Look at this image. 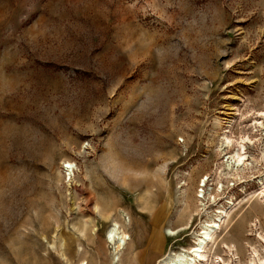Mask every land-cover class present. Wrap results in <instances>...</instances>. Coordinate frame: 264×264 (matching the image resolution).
I'll return each mask as SVG.
<instances>
[{
  "label": "rangeland",
  "instance_id": "1",
  "mask_svg": "<svg viewBox=\"0 0 264 264\" xmlns=\"http://www.w3.org/2000/svg\"><path fill=\"white\" fill-rule=\"evenodd\" d=\"M262 113L264 0H0V264H260Z\"/></svg>",
  "mask_w": 264,
  "mask_h": 264
},
{
  "label": "bare ground",
  "instance_id": "2",
  "mask_svg": "<svg viewBox=\"0 0 264 264\" xmlns=\"http://www.w3.org/2000/svg\"><path fill=\"white\" fill-rule=\"evenodd\" d=\"M260 116L263 117V122L260 123V126L264 131V113L260 114ZM248 140L249 139H247V141ZM229 144V138L225 137L222 145H225L227 147ZM244 150L245 147L241 144L239 146V149L236 150V152L232 156L237 167L244 166V162L246 160ZM67 167L72 168L74 167V165L71 163H67ZM201 186H205L204 180L202 181ZM260 187L264 189V177L261 179ZM198 197H204L202 190L201 195H199ZM215 219L216 220L208 221L207 223L201 226L200 234L196 238L195 242L193 243V246L188 250V252H177L169 254L167 256H162L159 259L155 260L153 264H214L213 260L210 259L209 255H207L206 249L208 248V246L214 245L217 242V238L222 230L220 226L228 224V221L230 219L229 213L226 210L219 211L217 217L215 216ZM187 227L188 226L182 228L181 230H185L187 229ZM168 234L173 235L171 232H168ZM128 238L129 237H127L126 234L120 233L118 241L115 243V249L117 250L115 254H118L120 250L124 249L126 243L125 240ZM108 239L114 243L113 230L109 231ZM115 256L113 257V260H115ZM260 264H264V260H260Z\"/></svg>",
  "mask_w": 264,
  "mask_h": 264
}]
</instances>
